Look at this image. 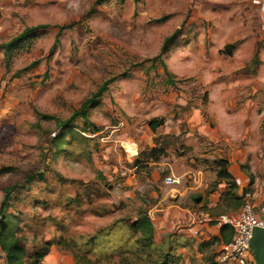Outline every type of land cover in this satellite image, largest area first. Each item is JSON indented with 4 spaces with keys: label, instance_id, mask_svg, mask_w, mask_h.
Here are the masks:
<instances>
[{
    "label": "rangeland",
    "instance_id": "1",
    "mask_svg": "<svg viewBox=\"0 0 264 264\" xmlns=\"http://www.w3.org/2000/svg\"><path fill=\"white\" fill-rule=\"evenodd\" d=\"M227 177L256 214L264 0H0V199L20 184L6 210L27 252L45 251L42 264H75L72 253L160 260L174 231L167 206L198 219L237 211L219 200ZM143 210L150 242L131 226Z\"/></svg>",
    "mask_w": 264,
    "mask_h": 264
},
{
    "label": "trees",
    "instance_id": "2",
    "mask_svg": "<svg viewBox=\"0 0 264 264\" xmlns=\"http://www.w3.org/2000/svg\"><path fill=\"white\" fill-rule=\"evenodd\" d=\"M41 25H44V24L26 26L18 33V36L22 35L23 33L27 32L33 27H37ZM172 36H173V33L163 38L160 49L164 48L166 43L169 40H171ZM9 42L10 41L3 43L4 52H6V48ZM33 63L34 61L30 62L29 65ZM163 66H164V63H163ZM165 72L166 74H168L167 71ZM108 81L109 79L107 78L104 79L96 87L94 91H92L87 97H85L81 101L80 105L75 110H73L70 116L64 121H62L60 125L62 127H67L70 125L69 122L73 118L74 115L78 113L83 114V108L89 102L98 98L102 94L103 90L107 88ZM36 174H37L36 172L26 173L24 176L23 182H28L34 179ZM250 181L251 179L248 181V183ZM225 183H227L226 189L221 191L219 194V200L222 201L221 203L223 207L232 206V208H235V206L237 207L240 206L246 200V197H242V200H241V195H238L235 192L234 189H235L236 183L234 179L227 177V180H225ZM19 185L12 184V185L1 187V190L3 193H2V198L0 199V251H2L3 253V258L6 264H42L41 257L45 251L44 250L42 251L34 250L31 253L27 252L26 248L20 243L17 235L15 234L14 227H13L14 226L13 225V214L6 210L7 206L9 205L10 189L11 188L13 189L15 186H19ZM246 192H244L245 195H246ZM131 226L135 228H139V230L143 233L147 242L151 241L152 236H153V226L145 210L141 211L137 215V217L131 222ZM176 233H177L176 231L167 232V236L169 239L168 248L165 250L160 260L152 261L150 264H170V263L176 264L178 262L179 254L176 253V250L174 251V248L176 247L178 241H176L174 245H171L170 243V238L173 236L176 237ZM231 236H232L231 226L228 224H220L218 228V235L211 237V238L213 240H216L219 238L222 242L225 243L231 238ZM206 244H207V241H202L201 243H198V247L206 246ZM72 256L75 260V264H92L91 260L85 255H78L77 253H72ZM205 259L209 261V264H214V261H212V256L210 255L207 257L205 256Z\"/></svg>",
    "mask_w": 264,
    "mask_h": 264
},
{
    "label": "crops",
    "instance_id": "3",
    "mask_svg": "<svg viewBox=\"0 0 264 264\" xmlns=\"http://www.w3.org/2000/svg\"><path fill=\"white\" fill-rule=\"evenodd\" d=\"M221 191L223 190L218 192L220 193ZM261 197L262 196L258 195L253 203L258 205L256 216L260 221H263L264 202L260 205ZM166 209L173 210L172 213H169L167 222H169L170 225H168L167 228L174 229V231L177 232L176 237H178L176 253L179 254V258L176 264H209V261L205 259V256L207 257L206 254L212 256V261H214V254L222 243L219 238L216 240L211 238L218 235V225L211 223L209 217L198 219L190 210L184 207H178L173 204L167 206ZM162 221H164V219H161V222ZM180 222L185 225L180 226ZM202 241H207L206 246L198 247V243ZM190 259H196V263H192ZM250 264H259L256 262L254 253Z\"/></svg>",
    "mask_w": 264,
    "mask_h": 264
},
{
    "label": "built area",
    "instance_id": "4",
    "mask_svg": "<svg viewBox=\"0 0 264 264\" xmlns=\"http://www.w3.org/2000/svg\"><path fill=\"white\" fill-rule=\"evenodd\" d=\"M165 182L177 181L173 175L164 176ZM247 195V193H246ZM210 218V217H209ZM211 223L228 224L232 228V236L227 242H222L214 254V264H250L253 251L249 244L253 226H263L253 210L249 200H245L235 212L220 213ZM214 221V222H213Z\"/></svg>",
    "mask_w": 264,
    "mask_h": 264
},
{
    "label": "water",
    "instance_id": "5",
    "mask_svg": "<svg viewBox=\"0 0 264 264\" xmlns=\"http://www.w3.org/2000/svg\"><path fill=\"white\" fill-rule=\"evenodd\" d=\"M249 244L254 253L256 262L259 264L264 263V227L253 226L251 229V236Z\"/></svg>",
    "mask_w": 264,
    "mask_h": 264
}]
</instances>
